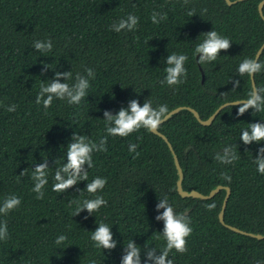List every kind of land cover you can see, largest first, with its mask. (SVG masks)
I'll return each instance as SVG.
<instances>
[{
	"label": "trees",
	"instance_id": "trees-1",
	"mask_svg": "<svg viewBox=\"0 0 264 264\" xmlns=\"http://www.w3.org/2000/svg\"><path fill=\"white\" fill-rule=\"evenodd\" d=\"M261 1L228 6L225 0H0V206L12 195L21 200L7 216L0 214L8 231V239L0 240V264H122L130 241L140 248V264H154L148 252L155 249L159 256L166 247L164 222L156 219L164 211H157V205L165 197L177 214L187 216L193 230L186 253L169 252L173 264H264V240L220 223L225 191L205 201L182 198L167 143L143 128L126 138L108 136L104 116L105 111L116 116L129 109L131 101L141 107L149 101L154 109L166 105L169 112L189 106L207 120L221 105L246 100L252 81L238 67L246 58L255 59L264 44ZM153 12L167 19L154 24ZM129 14L139 18L133 31L111 30ZM213 30L228 38L230 47L216 61L201 64L195 48ZM48 40L51 51L33 47ZM171 54L188 57L187 77L169 87L164 81ZM258 62L264 65V51ZM87 69L94 71V78L87 76ZM56 72H72V79L62 77L60 83L74 84L77 74L89 80L80 104L54 98L45 109L36 103L41 83L54 81ZM254 81L256 88H264V68ZM12 105L16 111L8 112ZM238 108H225L210 126L182 111L159 131L179 158L185 190L208 195L219 185L230 187L225 222L264 234V175L255 164L264 143L245 145L240 140L249 124H264V111L250 108L240 116ZM74 134L97 144L107 136V151L92 153L93 167L84 166L87 180L57 193L52 191L55 171L67 163ZM130 144L137 145L136 152L129 151ZM227 147L237 159L225 164L216 157H224ZM45 161L48 183L44 198L37 199L31 177ZM97 177L107 184L88 193L87 183ZM96 196L107 205L75 216L85 200ZM101 223L110 228L114 249L94 247L91 236ZM61 235L66 240L57 245Z\"/></svg>",
	"mask_w": 264,
	"mask_h": 264
},
{
	"label": "clouds",
	"instance_id": "clouds-1",
	"mask_svg": "<svg viewBox=\"0 0 264 264\" xmlns=\"http://www.w3.org/2000/svg\"><path fill=\"white\" fill-rule=\"evenodd\" d=\"M185 3L188 0H184ZM193 16V13H189ZM159 16V19L157 17ZM154 24H158L161 20H166V15H159L153 12L150 17ZM139 22V18L135 15L129 14L127 19H122L118 23L112 25L113 31L119 33L122 30L133 31ZM202 43L198 44L195 48V54H198V61L201 64L210 63L216 61L221 50H227L230 47L231 41L228 38L222 37L215 30L207 33ZM36 51L47 52L53 48L51 40L48 41H36L33 45ZM188 57L185 54H171L166 60L168 65L165 68L167 73L164 83L169 87L182 84L184 80L182 77H187V70L185 68V62ZM46 68V67H45ZM264 65L258 62L257 59H244L238 67V73L243 76L247 74L249 77H254L259 73ZM43 74V73H42ZM87 76L94 78L95 73L92 69H87ZM64 78L66 81L72 79V72H56V78L54 81L44 84L41 83L40 92L36 97L37 104H43L45 109H48L53 99L66 100L69 104L78 105L82 99L86 96V91L89 89V80L85 77L77 74L75 77V83L70 85L69 83H60L59 80ZM235 86L239 87V81L235 82ZM264 93V88H256L249 92L246 100L237 101L234 105H239L238 115L243 116L250 108L255 109L256 112L264 111L261 107L264 104V95L258 94ZM46 96V98H45ZM232 105V106H234ZM8 112H15L16 106L12 105L7 108ZM169 109L166 105H161L158 109H154L149 101H146L141 107L137 101H131L129 109H121L116 116H112L109 112L105 111L104 116L105 127L108 136H118L126 138L134 132L139 131L141 128L149 132H155L159 126L167 119ZM240 140L245 145L252 143L262 144L264 143V124L253 123L249 124L248 130H243L240 136ZM72 141L67 145L66 160L62 167H59L55 171L52 191L57 193L67 192L68 189L78 183V181H85L88 178V171L84 170V166L87 165L88 169L93 167L92 153L107 151V136L101 138L99 144L90 141L86 136L74 134ZM137 145L130 144L129 151L136 152ZM225 156L216 159L221 163H232L237 159L236 154L232 151L231 147L224 149ZM137 155H139L137 153ZM255 164L258 166L257 171L264 175V148L260 149V155L255 160ZM48 166L45 161L44 164L35 168L32 173V180L35 181L33 192L37 194V199L44 198V192L42 191L48 183ZM22 172L20 175L23 176ZM63 174V175H62ZM224 179L230 181V177L224 176ZM107 184V180L104 178H95L91 183H87V192L95 194L98 190L102 191ZM21 204L20 198L12 195L6 198L3 205L0 206V214L7 216L9 212L17 209ZM107 201L102 196H96L95 199L85 200L83 205L77 209L75 214L78 215L82 210L92 214L98 211L102 206H106ZM209 209L214 208L215 205H209ZM164 209L162 215H158L156 219L164 222V228L162 236L166 241V247L161 251L159 256L155 255V249L148 252V259L153 261L154 264H173V260L169 259V252L173 249L180 254L187 252V238L192 234V228L189 226L190 221L183 213L177 214L173 207L169 204L167 197L161 199L157 205V211ZM8 239L7 221L0 222V240ZM66 240L64 235H61L56 240V244L59 245ZM91 240L94 242V247L103 249H114L116 244L112 242V233L110 228L101 223L95 232L91 236ZM128 253L123 257L122 264H140V248L137 247L131 241L127 244Z\"/></svg>",
	"mask_w": 264,
	"mask_h": 264
},
{
	"label": "water",
	"instance_id": "water-1",
	"mask_svg": "<svg viewBox=\"0 0 264 264\" xmlns=\"http://www.w3.org/2000/svg\"><path fill=\"white\" fill-rule=\"evenodd\" d=\"M244 1H247V0H235V1H231V0H225V2L227 3L228 6H233L235 4H238L240 2H244ZM258 12L260 14V16L262 17L263 21H264V0H262L258 6ZM264 51V44L262 45V47L259 49V51L257 52L256 56H255V59L259 60L262 53ZM199 57L197 56V59ZM201 71H202V82L205 81V75H204V72L202 70V68L200 67ZM251 81H252V88L253 89H256V84H255V81H254V77H251ZM242 101V100H240ZM237 101H234V102H228V103H225L223 105H221L207 120H203L200 116V114L198 113V111H196L194 108L192 107H189V106H181V107H178L172 111L169 112L168 114V117L167 119L161 124L163 125L164 123H166L167 121H169L171 118H173L175 115L181 113L182 111H189L191 112L194 117L198 120V122L203 125V126H210L212 125V123L215 121V119L217 118V116L219 115V113L224 110L225 108L229 107V106H232L236 103ZM234 106H239V105H234ZM160 125V126H161ZM159 126V127H160ZM153 134L161 137L168 145L170 151H171V154L173 156V160H174V164H175V167H176V170H177V175H178V179H177V192L178 194L182 197V198H193V199H199V200H210V199H213L216 195H218L221 191H225L226 192V195H225V198H224V201H223V205H222V209L220 211V214H219V221L220 223L226 227L227 229L237 233V234H240V235H243V236H248V237H251V238H254V239H257V240H264V234H260V233H249V232H246L244 230H241L237 227H234V226H231L229 224H227L225 222V211H226V208H227V204H228V201L231 197V194H232V190L230 187H227V186H217L215 187L214 189H212L210 191V193L208 195H205V194H202L194 189H192L191 191H187L184 189L183 187V182H184V179H185V175H184V171L182 169V166L180 164V161H179V158L176 154V152L174 151V148L172 146V144L170 143L169 139L164 135L162 134L160 131H159V128L157 131L155 132H152ZM188 151V149H187ZM188 214V212L186 213Z\"/></svg>",
	"mask_w": 264,
	"mask_h": 264
}]
</instances>
